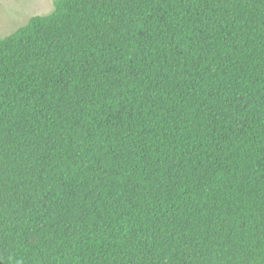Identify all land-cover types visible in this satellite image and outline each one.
Returning <instances> with one entry per match:
<instances>
[{
	"label": "trees",
	"instance_id": "1",
	"mask_svg": "<svg viewBox=\"0 0 264 264\" xmlns=\"http://www.w3.org/2000/svg\"><path fill=\"white\" fill-rule=\"evenodd\" d=\"M0 264H264V0H54L0 37Z\"/></svg>",
	"mask_w": 264,
	"mask_h": 264
},
{
	"label": "rangeland",
	"instance_id": "2",
	"mask_svg": "<svg viewBox=\"0 0 264 264\" xmlns=\"http://www.w3.org/2000/svg\"><path fill=\"white\" fill-rule=\"evenodd\" d=\"M54 0H0V37L11 34L32 16L53 11Z\"/></svg>",
	"mask_w": 264,
	"mask_h": 264
}]
</instances>
